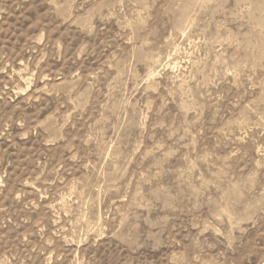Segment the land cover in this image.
I'll return each mask as SVG.
<instances>
[{"label":"rangeland","instance_id":"rangeland-1","mask_svg":"<svg viewBox=\"0 0 264 264\" xmlns=\"http://www.w3.org/2000/svg\"><path fill=\"white\" fill-rule=\"evenodd\" d=\"M0 264H264V0H0Z\"/></svg>","mask_w":264,"mask_h":264}]
</instances>
